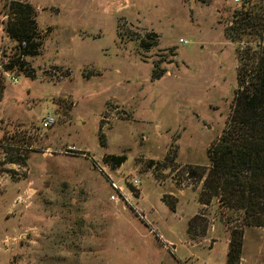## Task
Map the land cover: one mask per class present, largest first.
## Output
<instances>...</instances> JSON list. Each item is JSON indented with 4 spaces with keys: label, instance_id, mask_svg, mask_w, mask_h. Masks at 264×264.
<instances>
[{
    "label": "rangeland",
    "instance_id": "374dc122",
    "mask_svg": "<svg viewBox=\"0 0 264 264\" xmlns=\"http://www.w3.org/2000/svg\"><path fill=\"white\" fill-rule=\"evenodd\" d=\"M20 1L41 44L0 63V264H227L232 237L235 264H264V226L204 183L241 0Z\"/></svg>",
    "mask_w": 264,
    "mask_h": 264
},
{
    "label": "trees",
    "instance_id": "16d2710c",
    "mask_svg": "<svg viewBox=\"0 0 264 264\" xmlns=\"http://www.w3.org/2000/svg\"><path fill=\"white\" fill-rule=\"evenodd\" d=\"M1 8L7 15L4 34L17 43L4 67L23 69L28 63L16 54L31 56L41 44L33 7L20 0H4ZM231 17L223 36L236 43L244 41L245 46L235 50L238 88L220 135L206 148L209 166L204 183L221 204L242 209L245 225L264 226V53L258 48L264 38V0H241ZM160 75L151 71L152 78ZM113 159L116 165L122 156ZM232 238L227 264H235L239 257L238 239Z\"/></svg>",
    "mask_w": 264,
    "mask_h": 264
},
{
    "label": "built area",
    "instance_id": "2783aa9c",
    "mask_svg": "<svg viewBox=\"0 0 264 264\" xmlns=\"http://www.w3.org/2000/svg\"><path fill=\"white\" fill-rule=\"evenodd\" d=\"M234 1H238V0H234ZM2 13H3V9H1ZM7 19V15L5 13L2 14V18L1 20H4V22ZM3 25V24H2ZM3 29V28H2ZM4 33V30H3ZM5 35V34H4ZM11 42L10 46H8L9 44L7 43V45H5L6 43L3 40V37H1V44H0V63L2 64L4 61L7 63L8 60L12 57V52L15 49L16 46V42L9 39L8 38V42ZM21 44H24V42L22 41ZM11 50L10 54H3L4 52ZM20 59L25 60L27 56L21 54V53H17L16 54ZM6 57V60H4V58ZM26 61V60H25ZM10 79L11 81H16V76L13 74H10ZM54 121V118L51 115H45L42 117L41 119V123L40 126L42 129L49 127ZM111 185L117 190V191H121V188L117 185H115L113 182H111ZM111 198H113V196H110Z\"/></svg>",
    "mask_w": 264,
    "mask_h": 264
},
{
    "label": "crops",
    "instance_id": "0c3cea01",
    "mask_svg": "<svg viewBox=\"0 0 264 264\" xmlns=\"http://www.w3.org/2000/svg\"><path fill=\"white\" fill-rule=\"evenodd\" d=\"M2 31H3V29H2ZM227 240V239H226Z\"/></svg>",
    "mask_w": 264,
    "mask_h": 264
}]
</instances>
